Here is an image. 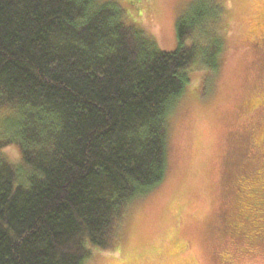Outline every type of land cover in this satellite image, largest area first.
<instances>
[{"label":"trees","instance_id":"obj_1","mask_svg":"<svg viewBox=\"0 0 264 264\" xmlns=\"http://www.w3.org/2000/svg\"><path fill=\"white\" fill-rule=\"evenodd\" d=\"M218 14L191 2L164 52L111 2L0 0V264H85L111 247L165 178L190 73L219 67Z\"/></svg>","mask_w":264,"mask_h":264},{"label":"rangeland","instance_id":"obj_2","mask_svg":"<svg viewBox=\"0 0 264 264\" xmlns=\"http://www.w3.org/2000/svg\"><path fill=\"white\" fill-rule=\"evenodd\" d=\"M101 1L173 52L176 20L194 0ZM208 1L219 11V67L190 73L167 122L164 180L85 264H264V0ZM7 117L0 111V137ZM4 152L19 161L17 147Z\"/></svg>","mask_w":264,"mask_h":264}]
</instances>
